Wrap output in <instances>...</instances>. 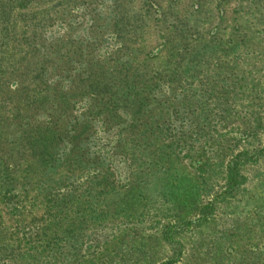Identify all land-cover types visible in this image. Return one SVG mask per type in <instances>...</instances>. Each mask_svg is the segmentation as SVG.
Here are the masks:
<instances>
[{"label": "rangeland", "instance_id": "rangeland-1", "mask_svg": "<svg viewBox=\"0 0 264 264\" xmlns=\"http://www.w3.org/2000/svg\"><path fill=\"white\" fill-rule=\"evenodd\" d=\"M24 4L0 17L5 90L34 100L0 126V264H264V0Z\"/></svg>", "mask_w": 264, "mask_h": 264}, {"label": "trees", "instance_id": "trees-1", "mask_svg": "<svg viewBox=\"0 0 264 264\" xmlns=\"http://www.w3.org/2000/svg\"><path fill=\"white\" fill-rule=\"evenodd\" d=\"M2 1V0H0ZM27 0H10L11 3H16L17 6L12 5L10 2L6 1V2H0V9H5L6 12H4V10L0 11V17L4 18V16H8L11 10H13L14 8L18 7V9L23 8L25 6L24 2H26ZM40 35L36 33V31L31 32V36L27 35L25 37H23L22 42L19 43V47H28L31 48L30 50H32L33 52L35 51L36 53H44L43 48H45V46L41 45V40H40ZM48 48H50V46H47ZM50 56L49 57L43 59L42 61L37 62L36 64H33V66L31 67L30 70H33V76L36 78L40 77V82H37V84L40 86L43 82V78L45 77L47 73L48 68H54L55 67V62L54 61H49L50 60ZM29 64V63H27ZM49 72V71H48ZM2 70H0V126H2L4 123H6L7 119H10V113H11V109H6L4 110V108L6 106H9L12 108V113H15V109H14V105L11 104V102H13V95H16L18 97V99L20 100L19 103L24 102V100L28 103V101H34V100H28V96H27V92L21 94L18 89H13L12 92L5 90L6 89V84H4V78L2 76ZM94 75L92 74L91 71L87 72L84 75V80H83V86L85 87H89V93L91 95V93L94 94V96H97L99 94H102L103 92L102 87L91 84V80L92 77ZM46 81V80H45ZM42 82V83H41ZM56 82L54 81L53 84H51L50 86L52 88H55L56 86ZM1 95H4V97H2ZM64 99H60L59 100V112H63L65 110L68 109V97L63 96ZM99 101L104 102L106 100H108V97L105 96H100L98 97ZM133 103V108H129V106L127 107L128 109V116L130 117V123H133L136 121V114L137 111L139 109V102L138 100H131ZM22 108V106H21ZM9 112V115L4 116V113ZM100 110H97V113H99ZM127 111H125L126 114ZM20 113L17 114H12V118L16 120H20L21 116H19ZM104 115H106L108 118L113 117V114L110 112V110H107L104 112ZM106 121H104L105 123L108 122V119H104ZM56 122H54L55 124ZM47 127V125L45 124L44 127ZM50 128H55V126H49ZM84 127H82V130L80 129V132H84ZM36 132L34 133H30V134H25L24 135V140H25V144L28 145V149L31 150V147H33V145L36 144V146L38 147L39 150V158L38 161H42V162H47L51 161V156L50 155V151L52 150V147L55 145L56 140H58V137L56 136V132L55 129L52 131L48 130L47 128L43 129H35ZM26 132V131H23ZM45 157V158H43ZM43 158V159H42ZM4 158H0V181H1V185H6L5 187H8L9 185H7V183L10 182L11 185V181L14 179V170L12 168H9V166L7 164H5L4 162ZM9 169V170H8ZM42 175V174H41ZM55 243H57V241H55ZM3 250L5 251V248L0 244V251ZM10 252V251H9ZM19 256V255H16ZM256 257H259V255H257Z\"/></svg>", "mask_w": 264, "mask_h": 264}]
</instances>
